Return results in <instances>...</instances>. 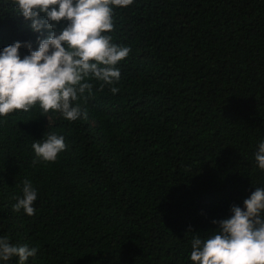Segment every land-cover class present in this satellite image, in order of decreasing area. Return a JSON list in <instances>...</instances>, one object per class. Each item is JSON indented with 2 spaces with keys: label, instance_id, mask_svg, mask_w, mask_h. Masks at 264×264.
<instances>
[{
  "label": "trees",
  "instance_id": "obj_1",
  "mask_svg": "<svg viewBox=\"0 0 264 264\" xmlns=\"http://www.w3.org/2000/svg\"><path fill=\"white\" fill-rule=\"evenodd\" d=\"M113 23L130 52L116 94L93 81L86 120L0 117V237L37 249L25 264H192V238L264 188V0H133ZM30 25L0 0V51L38 50ZM50 133L66 149L45 163L32 144ZM25 179L32 216L12 208Z\"/></svg>",
  "mask_w": 264,
  "mask_h": 264
},
{
  "label": "clouds",
  "instance_id": "obj_2",
  "mask_svg": "<svg viewBox=\"0 0 264 264\" xmlns=\"http://www.w3.org/2000/svg\"><path fill=\"white\" fill-rule=\"evenodd\" d=\"M17 13L31 21V30L40 33L38 50L30 42L23 46L29 54L20 56L21 42L0 51V117L16 111L27 112L39 106L43 116L51 111L63 119L88 118L87 103L95 82L99 89L113 86L120 79L118 62L130 48L112 42L107 35L114 30L115 8H124L133 0H11ZM65 22L63 27H58ZM47 35L44 36V33ZM37 159L55 162L66 149L63 136L47 134L32 144ZM256 165L264 170V142L255 153ZM22 196L15 197L14 212L23 209L28 216L37 191L30 180L22 181ZM228 218L213 220L218 227L206 238L194 236L189 259L192 264H264V188L257 187L243 201V207L232 205ZM37 253L36 248L10 243L0 237V260L19 258L25 264Z\"/></svg>",
  "mask_w": 264,
  "mask_h": 264
}]
</instances>
